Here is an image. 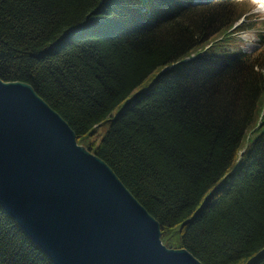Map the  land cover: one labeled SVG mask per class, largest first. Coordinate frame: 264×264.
<instances>
[{"label": "trees", "instance_id": "16d2710c", "mask_svg": "<svg viewBox=\"0 0 264 264\" xmlns=\"http://www.w3.org/2000/svg\"><path fill=\"white\" fill-rule=\"evenodd\" d=\"M251 8L0 0V78L32 85L163 244L203 264H264V45L243 51L235 36L256 23ZM0 264H53L1 206Z\"/></svg>", "mask_w": 264, "mask_h": 264}, {"label": "water", "instance_id": "95a60500", "mask_svg": "<svg viewBox=\"0 0 264 264\" xmlns=\"http://www.w3.org/2000/svg\"><path fill=\"white\" fill-rule=\"evenodd\" d=\"M0 206L53 264H203L27 82L0 78Z\"/></svg>", "mask_w": 264, "mask_h": 264}, {"label": "rangeland", "instance_id": "374dc122", "mask_svg": "<svg viewBox=\"0 0 264 264\" xmlns=\"http://www.w3.org/2000/svg\"><path fill=\"white\" fill-rule=\"evenodd\" d=\"M248 2L252 4V8L249 12L256 14L253 18L256 20V23L254 25H250L246 29L237 31L235 36L236 39L241 40L238 46L241 47L243 51L251 52L255 49L261 48L264 45V0H248ZM153 73L155 74L156 71ZM151 75L146 79V81L150 79ZM116 110L117 108L115 107L112 110V113L114 114ZM105 127H107V124ZM104 130V126H101L98 129V132L92 135L90 138H95L97 141Z\"/></svg>", "mask_w": 264, "mask_h": 264}]
</instances>
